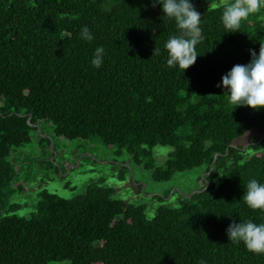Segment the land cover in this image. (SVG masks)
Listing matches in <instances>:
<instances>
[{
  "label": "trees",
  "instance_id": "obj_1",
  "mask_svg": "<svg viewBox=\"0 0 264 264\" xmlns=\"http://www.w3.org/2000/svg\"><path fill=\"white\" fill-rule=\"evenodd\" d=\"M196 10L203 39L183 72L166 66L165 43L179 30L151 0H0V203L15 191L14 152L32 133L50 144L29 114L66 141L99 136L117 154L126 150L156 181L201 166L208 172L222 154L206 176L222 178L212 194L160 205L151 217L101 183L71 199L43 190L30 214L0 216V264H264V254L226 235L233 221L264 223V212L242 199L248 180L264 183V140L252 139V155L236 141L251 127L264 135V107L235 108L217 87L264 44V9L235 32H225L222 5ZM85 25L90 43L80 37ZM101 45L104 63L94 69ZM156 145L173 147L162 166Z\"/></svg>",
  "mask_w": 264,
  "mask_h": 264
},
{
  "label": "rangeland",
  "instance_id": "obj_2",
  "mask_svg": "<svg viewBox=\"0 0 264 264\" xmlns=\"http://www.w3.org/2000/svg\"><path fill=\"white\" fill-rule=\"evenodd\" d=\"M224 2L225 0H201L195 8L217 7ZM38 126L41 135L50 144L46 140L39 142L32 133V141L14 152L18 156L14 166L15 191L5 203H0V216L30 214L36 209L38 193L43 190L71 199L83 193L89 184L101 183L114 189L115 198L145 205L146 213L151 217L160 205L179 206L200 190L207 189V193L212 194L222 181L220 175L210 179V182L205 180L203 176L209 174L205 171V166L177 172L168 181H156L152 177V171L144 168L143 164H136L126 150L117 154L116 149L105 145L99 136L66 141L55 136L51 122L40 121ZM254 137H259L258 141L264 140L261 131L251 127L236 141L249 147ZM247 149L250 155L255 152ZM172 150L171 146L156 145L153 148L155 165H164ZM11 204L14 206L10 207ZM48 264L70 263L51 261Z\"/></svg>",
  "mask_w": 264,
  "mask_h": 264
},
{
  "label": "clouds",
  "instance_id": "obj_3",
  "mask_svg": "<svg viewBox=\"0 0 264 264\" xmlns=\"http://www.w3.org/2000/svg\"><path fill=\"white\" fill-rule=\"evenodd\" d=\"M152 7L160 6L162 15L174 20L179 35L170 36L165 43L168 53L166 66L179 68L183 72L193 65L199 55L196 45L203 39L200 24L201 13L196 10L192 0H151ZM221 23L225 32L240 29L242 21L250 15L264 9V0H225L222 4ZM82 40L92 42L95 37L85 25L81 27ZM250 60L246 64H236L221 78L217 87L228 95V102L238 106H249L253 109L264 107V44L259 52L250 49ZM104 47L94 49L91 65L100 69L104 63ZM244 203L252 210L264 212V183L252 178L244 185L242 195ZM228 241L243 243L249 252L264 254V223H255L251 219L233 221L226 228ZM198 264H206L201 259Z\"/></svg>",
  "mask_w": 264,
  "mask_h": 264
},
{
  "label": "water",
  "instance_id": "obj_4",
  "mask_svg": "<svg viewBox=\"0 0 264 264\" xmlns=\"http://www.w3.org/2000/svg\"><path fill=\"white\" fill-rule=\"evenodd\" d=\"M31 117H32V114H29V117H28V119H27L28 123H29L31 126L36 127V128H37V131H38L39 133H41V129L39 128L38 124H36V123H31ZM260 141H261V140H260ZM260 141H258V142H256V143H259ZM232 146H234V144H231L230 146L227 147V149H226L224 155H227V154H228V152H229V148L232 147ZM247 147H248V146H243L241 149H242V150H246ZM51 149H53V143H52V142H51ZM221 155H222L221 153H216L215 156H214V160L216 159V157L221 156ZM214 160H213V162H212L211 165H210V168H209V171H208L209 174H210V172L212 171ZM203 178H204L205 180H207V179H206V175H204ZM207 181H208V180H207ZM201 191H203V190H200V191H198V192H201ZM192 195H193V194H192ZM192 195L190 196V198L192 197Z\"/></svg>",
  "mask_w": 264,
  "mask_h": 264
}]
</instances>
